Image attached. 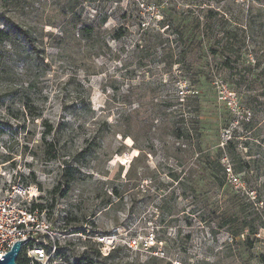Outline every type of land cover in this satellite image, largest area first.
Segmentation results:
<instances>
[{
  "label": "rangeland",
  "instance_id": "374dc122",
  "mask_svg": "<svg viewBox=\"0 0 264 264\" xmlns=\"http://www.w3.org/2000/svg\"><path fill=\"white\" fill-rule=\"evenodd\" d=\"M0 161L74 232V260L260 264L264 228L219 224L230 191L264 220V0H0Z\"/></svg>",
  "mask_w": 264,
  "mask_h": 264
},
{
  "label": "built area",
  "instance_id": "2783aa9c",
  "mask_svg": "<svg viewBox=\"0 0 264 264\" xmlns=\"http://www.w3.org/2000/svg\"><path fill=\"white\" fill-rule=\"evenodd\" d=\"M229 175L236 185L238 178ZM10 176V177H9ZM40 191L34 184H25L14 174H8L0 161V258L11 249L13 242L30 236L20 248L15 264H74V256H67L69 237L74 232L60 227L59 220L46 209L39 208ZM97 250L103 257L115 249L116 237L100 235L95 238ZM129 239V248L136 246Z\"/></svg>",
  "mask_w": 264,
  "mask_h": 264
},
{
  "label": "trees",
  "instance_id": "16d2710c",
  "mask_svg": "<svg viewBox=\"0 0 264 264\" xmlns=\"http://www.w3.org/2000/svg\"><path fill=\"white\" fill-rule=\"evenodd\" d=\"M193 7L194 6H187L186 9L182 12L183 17L180 18L179 15L178 23L176 24V29H178L177 31L178 33H180L181 39L185 40L189 45L197 43L202 39L200 33L204 26V23L202 25V22L200 20V15L194 16ZM208 12H211V10H209ZM210 18L212 17L210 16ZM86 29H88L86 30L88 34L91 30H93L90 27H87ZM210 31H213L212 27L210 28ZM222 32L227 33V30H222ZM20 33L25 34L24 31H21ZM209 37L210 36H207V38ZM210 51L213 54L226 53L225 59L227 60L229 58L228 54L231 50L224 48L221 50H215L213 48H210ZM228 142L229 141L227 140L226 143ZM217 167H219L218 170L220 169L224 172V174H226L225 166H221L219 160L217 162ZM205 170L209 171L210 179H212L214 183H216L218 186H223L224 182L218 180L216 176L217 172H214L215 166L213 165V162L207 160V162L205 163ZM229 194L230 195L228 198V203L223 211V215L220 217L221 222L219 226L227 227V230L229 231L233 239L236 237H240L241 235H244L246 239H249L250 236L255 237L259 229L264 228V220H261L260 224H255L253 213H251L247 207V205L251 203L249 197H247L246 195H241L240 192L234 191H230ZM38 207L43 208V206L41 205H38ZM94 251L97 256L100 255L97 249H95ZM113 252L114 250H112L108 256H111ZM86 255V252H84L80 257L75 259L74 264H94L93 260ZM258 262L260 264H264V254H260L258 256Z\"/></svg>",
  "mask_w": 264,
  "mask_h": 264
},
{
  "label": "water",
  "instance_id": "95a60500",
  "mask_svg": "<svg viewBox=\"0 0 264 264\" xmlns=\"http://www.w3.org/2000/svg\"><path fill=\"white\" fill-rule=\"evenodd\" d=\"M29 238L30 236L13 242L11 249L4 253V255H1L2 258H0V264H15L21 245Z\"/></svg>",
  "mask_w": 264,
  "mask_h": 264
},
{
  "label": "bare ground",
  "instance_id": "6f19581e",
  "mask_svg": "<svg viewBox=\"0 0 264 264\" xmlns=\"http://www.w3.org/2000/svg\"><path fill=\"white\" fill-rule=\"evenodd\" d=\"M10 177V176H9Z\"/></svg>",
  "mask_w": 264,
  "mask_h": 264
}]
</instances>
